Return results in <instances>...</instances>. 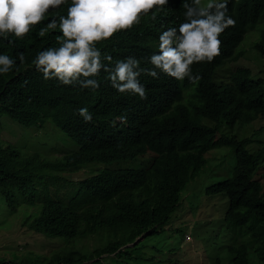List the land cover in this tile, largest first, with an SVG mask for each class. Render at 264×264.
<instances>
[{
  "label": "trees",
  "instance_id": "1",
  "mask_svg": "<svg viewBox=\"0 0 264 264\" xmlns=\"http://www.w3.org/2000/svg\"><path fill=\"white\" fill-rule=\"evenodd\" d=\"M228 8L237 20L236 27L221 35L220 56L211 63L193 64V74L201 79L193 84L187 78L177 81L143 76L148 90L143 101L130 94H116L103 71L97 78V91L43 80L30 62L50 45L45 42L52 38L51 33L44 38L35 35L17 49L0 41V53L14 58L19 52L25 54L23 64L16 61L18 70L0 75V131L3 117L24 128L51 121L77 145L60 160L50 161L36 154L21 157L13 145L0 140V211L6 207L11 212L26 210L21 225H27L28 234L42 236V245L50 247L52 254L44 263L110 264L125 260L130 264L143 259L140 254L133 258V253L143 250L142 242L165 230L179 203L184 206L182 193L205 164L202 153L212 143L227 146L236 157L232 175L209 189L228 199L223 221L229 240L223 257L214 262L221 264L224 258L228 264H264V187L256 178L257 166L264 161V146L248 151L252 136H222L214 141L216 129L201 126L197 119L205 116L232 127L238 122L240 126L250 124L264 115V85L261 79L252 78L248 68L231 72L228 84L214 81L216 70L228 63L232 50L249 31L251 42L258 35L252 47L263 62L257 78L264 75V0H230ZM173 13L176 21L182 20L178 6H173ZM97 47L112 56L113 65L117 59L132 55L129 50L144 51L133 30L117 33ZM172 104L174 113L167 118L164 114ZM80 107L93 113L92 123H84L76 114ZM122 115L127 116L126 124H111ZM127 137L143 139V143L118 149ZM146 149L159 154L147 171L105 170L77 182L78 188L69 198L60 196L59 190L50 197L59 175L76 172L86 163L108 164L142 156ZM40 182L44 187L38 189ZM134 189L143 197L134 200L131 193L125 199ZM140 237L143 239L134 243ZM89 238L97 241L95 247L80 245ZM34 256L33 261L20 260L21 264H44L38 254Z\"/></svg>",
  "mask_w": 264,
  "mask_h": 264
},
{
  "label": "clouds",
  "instance_id": "2",
  "mask_svg": "<svg viewBox=\"0 0 264 264\" xmlns=\"http://www.w3.org/2000/svg\"><path fill=\"white\" fill-rule=\"evenodd\" d=\"M229 2L230 0H0V41L17 49L30 42L35 35L44 38L51 33L52 38L45 42L50 45L46 44L30 62L34 69L42 75L43 80H55L62 86H79L80 89L97 91L100 88V80L97 78L103 71L107 73L106 79L115 89L116 94H130L143 101L148 98V90L142 80L143 76L152 79L170 77L177 81L187 78L193 84L201 79L199 74H193V64L211 63L220 56L221 35L227 29L236 27L237 20L229 14ZM174 5L178 6L183 13L181 21L175 19ZM129 30L134 31L135 37L144 46V51L129 50L132 55L117 59L113 65L112 56L102 52L97 45L110 40L117 33ZM247 34L248 37L250 31ZM236 48L232 50L233 53L227 60L228 63L232 60ZM17 60L23 64L25 54L19 52L14 58L6 53H0V75L18 70ZM142 63L147 66L142 67ZM223 66L219 67L216 72ZM229 79L231 80L230 76ZM24 83L27 84L28 81L25 80ZM113 102L114 100L111 99V103ZM183 105L188 106L185 103ZM173 113L172 104L164 115L169 118ZM76 114L82 118L84 123L93 121V113L88 107L78 108ZM260 117L262 116L258 118ZM197 119L201 126L216 129L214 141L227 136L222 133V128L229 126L226 123L220 124L205 116ZM203 120H208L212 125H204ZM119 123L126 124L127 116L116 117L111 122L114 126ZM242 129L240 127L238 130ZM256 132L257 130H254L255 134ZM232 136L235 135L228 137ZM2 140L7 143L6 139ZM142 143L143 139L127 137L120 141L118 149L133 148ZM212 146L211 143L210 147L202 153L203 157L210 149L223 145ZM258 149L260 147L256 150ZM149 154L152 156L145 167L125 169L147 171L159 156L152 149H146L142 156L125 157L122 160H134ZM205 160V164L199 171L206 165L207 159ZM92 163H86L78 171L72 173H77ZM263 163L264 161L260 162L257 167L260 168ZM235 166L236 157L231 175ZM105 170L119 169L105 168L99 173ZM198 172L193 176L194 178ZM217 184L209 186L207 194H216L210 192L209 189ZM131 193L134 194V200L139 201L143 197L138 190L134 189L125 199H129ZM142 239L140 237L134 243Z\"/></svg>",
  "mask_w": 264,
  "mask_h": 264
},
{
  "label": "rangeland",
  "instance_id": "3",
  "mask_svg": "<svg viewBox=\"0 0 264 264\" xmlns=\"http://www.w3.org/2000/svg\"><path fill=\"white\" fill-rule=\"evenodd\" d=\"M247 35L236 48L232 60L216 72L215 83H228L231 72L239 67H247L251 70L252 78L261 79L264 85V75L257 78L258 71L263 68V62L252 47L258 35L253 42L247 39ZM202 123L207 126L212 125L208 120H203ZM1 125L0 140L6 139L19 150L21 157L36 154L40 159L60 160L64 154L77 149L76 143L51 121L41 124L42 126L38 124L24 128L3 117ZM247 125L236 124L232 128L225 126L222 128V133L227 136L235 135L238 139L253 136L252 143L246 147L248 151L264 146V116ZM240 127L243 129L239 131ZM254 130H257L256 134ZM151 156L152 154H149L108 166L103 163H92L77 173L61 174L56 185L50 188V197L52 198L55 191L59 190L60 196L69 198L76 190L78 181L96 175L105 168L145 167ZM204 157L207 159L206 165L182 193V197H185L184 206H180L179 203L161 234L142 242L143 250L133 253V258L140 254L143 259L132 261L130 264H209L210 261L215 264L216 257H223L224 247L229 240L223 221L228 208V199L224 194H207V188L231 175L235 165V154L230 148L222 146L210 149ZM256 173V178H260L264 187V163ZM36 185L38 189L44 187L43 182ZM25 211L19 208V212H14L13 209L11 212L7 207L0 211V264H21L20 260L27 259L33 261L35 254H38L44 263L52 254L48 252L50 247L47 244L42 245L44 241L42 236L35 233L28 234L27 225L25 224L26 227L21 225L22 222L24 223V217L21 215ZM176 229H182V232ZM51 243L54 242L51 240ZM81 244L91 249L95 247L97 241L89 238L82 240ZM124 261H111L110 264H127ZM221 264H228V261L223 258Z\"/></svg>",
  "mask_w": 264,
  "mask_h": 264
}]
</instances>
